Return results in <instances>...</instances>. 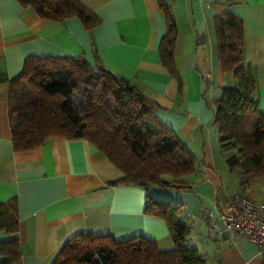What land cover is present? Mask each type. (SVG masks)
<instances>
[{"label": "crops", "instance_id": "crops-1", "mask_svg": "<svg viewBox=\"0 0 264 264\" xmlns=\"http://www.w3.org/2000/svg\"><path fill=\"white\" fill-rule=\"evenodd\" d=\"M79 1L100 18L98 27L88 31L76 18L41 19L17 0H0V202H17L19 264H53L63 246L81 234L116 241L141 236L161 251L174 248L165 221L145 212L146 190L115 184L122 171L88 141L54 137L30 151L13 150L10 82L29 56L82 57L128 80L155 105L156 116L195 160L198 181L185 190L194 201L177 204L190 225L187 244L207 264L199 251L203 231L209 232L205 210L220 209L238 194L264 201V175L241 186L219 149L213 101L232 78L217 59L215 19L234 15L241 21L243 62L254 72L264 117V0H163L176 26L173 75L159 57L166 33L159 0ZM10 238L0 232V241ZM209 243L213 264H264L245 239L232 243L213 236Z\"/></svg>", "mask_w": 264, "mask_h": 264}, {"label": "trees", "instance_id": "trees-1", "mask_svg": "<svg viewBox=\"0 0 264 264\" xmlns=\"http://www.w3.org/2000/svg\"><path fill=\"white\" fill-rule=\"evenodd\" d=\"M41 19L62 22L76 18L90 31L100 18L79 0H17ZM166 33L159 44L163 66L173 75L175 21L159 0ZM216 54L221 71L232 80L213 101V126L228 171L241 186L264 175V117L259 112L255 75L242 57L243 31L234 15L215 19ZM9 119L13 150L26 152L50 138L84 139L99 149L124 177L115 184L146 190L145 212L163 219L174 248L159 250L154 240L137 236L116 241L107 235L81 234L71 238L53 264H206L187 244L190 225L179 204L160 201L152 187L186 190L183 178L195 171V160L175 133L155 114L128 80L82 57L29 56L10 82ZM17 202H0V264H19L21 251Z\"/></svg>", "mask_w": 264, "mask_h": 264}, {"label": "built area", "instance_id": "built-area-1", "mask_svg": "<svg viewBox=\"0 0 264 264\" xmlns=\"http://www.w3.org/2000/svg\"><path fill=\"white\" fill-rule=\"evenodd\" d=\"M205 218L214 236L232 243L245 239L264 260V201H253L243 194L234 195L220 209H206Z\"/></svg>", "mask_w": 264, "mask_h": 264}, {"label": "rangeland", "instance_id": "rangeland-1", "mask_svg": "<svg viewBox=\"0 0 264 264\" xmlns=\"http://www.w3.org/2000/svg\"><path fill=\"white\" fill-rule=\"evenodd\" d=\"M185 181H187L189 183H193V182L196 183L195 181H198V179H196L195 175L190 174L188 177H186ZM150 194H151V196H153L156 199H159L160 201H169L171 204H177V201H179L180 203L185 202V201H187V203L194 201L193 197L188 192H186L185 190H183L182 193L178 194V192H174V189L165 188V189H158L157 190L155 188H152L150 190ZM203 233L204 234L202 235V238H200V242L202 244H201V248H199V251H201V254L203 256L207 255V257L209 258L207 260V264H213L214 262L211 261L212 250L210 248L209 240L214 235L210 231L207 232V230H206V232L203 231ZM205 239L207 240V243L205 242Z\"/></svg>", "mask_w": 264, "mask_h": 264}, {"label": "water", "instance_id": "water-1", "mask_svg": "<svg viewBox=\"0 0 264 264\" xmlns=\"http://www.w3.org/2000/svg\"><path fill=\"white\" fill-rule=\"evenodd\" d=\"M199 39H201V36H199Z\"/></svg>", "mask_w": 264, "mask_h": 264}]
</instances>
